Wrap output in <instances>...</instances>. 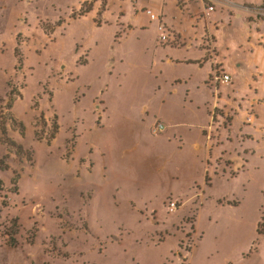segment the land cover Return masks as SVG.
<instances>
[{"label": "rangeland", "instance_id": "374dc122", "mask_svg": "<svg viewBox=\"0 0 264 264\" xmlns=\"http://www.w3.org/2000/svg\"><path fill=\"white\" fill-rule=\"evenodd\" d=\"M6 1L0 7V115L12 113L23 127L0 119V264H170L169 251L180 238L175 264H187L193 251L188 264H264V233L254 227L259 205L264 209V191L255 198L264 184V158L253 173L255 189L210 174L212 184L200 203L202 192L193 182L203 180L201 163L199 173L190 170L192 179L173 171L164 175L186 148L195 150L197 134L199 150L205 140L213 151L227 143L212 137L214 112L206 99L212 105L213 97L196 85L200 72L173 60L184 50L167 62L168 47L159 44L156 22L143 11L160 15V5L110 0L101 17L106 0H85L79 10L77 0H45L46 14L56 20L36 21L31 16L40 10L32 12L29 0ZM57 20L61 24L44 31L42 23ZM134 21L143 34L127 29ZM180 21H173L177 29ZM12 42L21 61L11 53ZM10 90L14 100L7 109ZM237 110L229 112L234 116ZM238 116L233 120L240 125ZM157 121L164 129L153 133ZM5 134L21 149L7 147ZM106 162L102 173L98 168ZM174 188L187 191L189 199L167 213L170 199L163 201ZM232 198L238 204L226 203ZM194 211L198 234L190 229ZM15 222L16 243L10 246L1 229Z\"/></svg>", "mask_w": 264, "mask_h": 264}, {"label": "crops", "instance_id": "0c3cea01", "mask_svg": "<svg viewBox=\"0 0 264 264\" xmlns=\"http://www.w3.org/2000/svg\"><path fill=\"white\" fill-rule=\"evenodd\" d=\"M6 4H5V2ZM14 1V0H12ZM21 2L22 0H16L15 2ZM32 3V12L39 9L40 12L37 15L32 14L31 18L36 21L41 19H49L51 21L56 20L55 17L48 16L47 5L45 0H29ZM136 0H133L135 3ZM146 4L156 3L160 5V20L167 25L169 31L171 30L172 36L168 42L159 43L162 47L166 48L170 52V59L173 58L174 52L182 51L179 57L185 63L191 64L195 69L190 72H200V79L196 83L202 87L203 91L207 96L213 97L212 105L209 98L207 97L206 102H209V109L213 107V128L212 137L216 135L218 139H225L227 145H222L218 151H213V148L205 140L203 148L198 149L201 140H198L199 134L195 139L194 148L195 150H188L186 148L185 154L181 160H178L175 167H172L171 171L168 167H164V175L171 176L169 173L173 171L176 175H180L182 180L192 179L193 173L190 172L196 169V172H200V163L202 166L201 176L203 174V180L201 182H193L197 189L199 188L201 193L200 201L205 198L208 193V188L212 184V176L215 178L219 176H226L227 178L236 180L239 179L247 184H252L250 188L255 189L253 185L254 180L258 179L254 172L260 167V159L264 158V4L263 0H145ZM11 0L8 1V4ZM81 1H76L75 10H78L81 5ZM104 10H101L103 14L109 9L110 0H106ZM7 1L0 0V7H6ZM42 5V8L39 7ZM207 5H212V11H205ZM96 8L98 11L99 5L95 2L92 8ZM134 17L137 19V9L133 5ZM168 15H171V21L168 20ZM181 18L179 23V29L177 24L173 21ZM59 18V17H58ZM186 20L184 25L183 21ZM29 18L23 19L26 23ZM152 21V20H150ZM155 22V21H154ZM142 28L141 23L134 21L132 25H128L127 29L134 30ZM152 28H156L152 24ZM141 33L144 30L140 29ZM157 31V29H156ZM170 32V33H171ZM16 32L13 33V40L16 39ZM158 36V35H157ZM164 44H169L164 46ZM11 53L14 54V42L11 43ZM13 55L8 56V62L11 65L13 62ZM14 66V65H13ZM8 67V66H7ZM215 72L227 73L230 76L228 84L214 85L213 74ZM179 81V79H176ZM185 82V79H182ZM198 80V79H197ZM187 90V88L185 89ZM212 90L214 91L212 93ZM187 92V91H186ZM212 106V107H211ZM229 109H238L237 114L232 116ZM250 109L253 112V121L250 124H244L245 115L243 110ZM239 115V116H238ZM240 119V125L238 122L234 123L233 118L237 117ZM154 124V123H153ZM198 128L201 127V131L206 134L205 125L198 123ZM216 124V125H215ZM234 125V133L231 134L232 125ZM214 130V134H213ZM174 132H178L175 130ZM174 134V133H173ZM208 135H206V138ZM184 138V137H183ZM209 139V138H208ZM198 140V141H197ZM181 144H185L183 141ZM197 149V150H196ZM221 158V159H220ZM204 163H203V160ZM220 161L217 162V160ZM228 161V162H227ZM229 163V164H228ZM198 165V167H196ZM214 165H216L214 167ZM102 168H98L102 173L108 171V165L101 163ZM96 166L92 167V170ZM192 167V168H191ZM172 173V174H173ZM230 173L232 175H230ZM195 178V177H194ZM194 180V179H193ZM244 183V186H246ZM193 185H191L192 187ZM245 188V187H244ZM260 188V189H259ZM175 193L171 194L170 198H166L164 204L168 199L175 198L181 201L177 206L180 208L189 198H186L187 191H178V188H174ZM258 189V196L260 192L264 191V184H261L256 188ZM195 193L194 195H198ZM184 196V197H183ZM228 196V195H227ZM186 198V199H185ZM233 199V198H232ZM231 199V200H232ZM219 200V198H217ZM263 200V196L259 202ZM198 201V200H197ZM230 201V199H226ZM142 204V202H140ZM144 204V203H143ZM222 205V204H221ZM262 205V204H260ZM258 208V214L260 215L261 210ZM165 210V209H164ZM168 212L167 208L165 210ZM155 212V210H153ZM153 213H151L152 217ZM147 218V223L151 217ZM186 216V215H184ZM152 224H157L153 219ZM258 220L256 219L254 227L256 231V225ZM150 224V222H149ZM193 233L198 234L199 228L193 224ZM150 230L148 229L147 232ZM157 232V231H156ZM198 237V236H197ZM161 238V239H160ZM159 240H164L160 236ZM169 251L173 255L172 263L175 264L177 261L174 260L177 257L179 251V242ZM197 242V241H196ZM196 244V243H195ZM191 253V252H190ZM188 254L190 262L194 258L193 255Z\"/></svg>", "mask_w": 264, "mask_h": 264}, {"label": "trees", "instance_id": "16d2710c", "mask_svg": "<svg viewBox=\"0 0 264 264\" xmlns=\"http://www.w3.org/2000/svg\"><path fill=\"white\" fill-rule=\"evenodd\" d=\"M263 4H264V0H263ZM83 11H88V10H84ZM82 11V12H83ZM80 12V13H82ZM42 23V21H41ZM43 24V28H44V31L45 32H49V29L54 27V26H58L59 24H61V21L59 22V20L55 21V23H51V22H45V23H42ZM53 30V29H52ZM51 31V29H50ZM117 34L116 33L115 37H117ZM14 53L16 56H18V60L21 61V58L19 56V50L18 48H15L14 50ZM7 96L9 97V100L8 102L6 103L5 106H3L4 108H7V109H10L11 105L9 104L10 101H13L14 100V92H12V90H10L9 93H7ZM2 108V107H1ZM1 113V112H0ZM1 116V115H0ZM6 118V120H9L12 124H16L18 126V128H20V131L22 129V124L13 116L12 113L9 114L8 117H3L1 116L0 119H4ZM5 121V120H4ZM3 122V121H2ZM56 124H54V129H56ZM2 132L5 133V130L2 128ZM4 135V134H3ZM6 135V134H5ZM7 136V135H6ZM5 137V136H4ZM4 144L7 146V147H17L18 149H21V147L19 145H17L11 138H9L8 136L4 138L3 140ZM226 203H230L232 205H236L238 204V200H230V201H226ZM195 221V211H194V216H192V223ZM191 223V224H192ZM18 228H19V225L17 224V222H15L13 225H10L8 228L7 227H2V232L3 233H6V236H7V243L8 245L10 246H14V244L16 243V236L15 234L18 232ZM191 230H193V226H191L190 228ZM256 233L259 235V234H263L264 233V212H260V217H259V220L257 222V225H256Z\"/></svg>", "mask_w": 264, "mask_h": 264}, {"label": "built area", "instance_id": "2783aa9c", "mask_svg": "<svg viewBox=\"0 0 264 264\" xmlns=\"http://www.w3.org/2000/svg\"><path fill=\"white\" fill-rule=\"evenodd\" d=\"M80 1H81V3H83L85 0H80ZM81 6H82V4L79 6L78 10L81 8ZM212 10H213L212 5H207L205 7V11H212ZM143 11L148 15L150 20L156 22V29L158 32L159 43L168 42L169 41V34L166 31L167 29H166L165 24L160 20V16L158 14H156L150 8H145V9H143ZM212 79H213L214 85H217V84L226 85L230 81V76L227 73L221 72V74H219V73L215 72L213 74ZM244 115H245V121L246 122H250L253 118V116L249 112L245 113ZM163 129H164L163 124L160 123L159 121H157L153 124L152 132L153 133L161 132V131H163ZM177 204H178V199H175V198L170 199L166 205L168 212L174 211V209L177 208Z\"/></svg>", "mask_w": 264, "mask_h": 264}]
</instances>
